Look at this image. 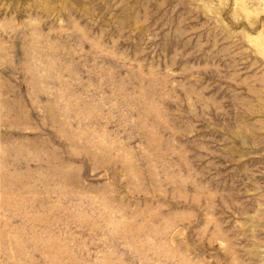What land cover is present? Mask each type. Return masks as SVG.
Segmentation results:
<instances>
[{"label":"rangeland","instance_id":"1","mask_svg":"<svg viewBox=\"0 0 264 264\" xmlns=\"http://www.w3.org/2000/svg\"><path fill=\"white\" fill-rule=\"evenodd\" d=\"M0 264H264V0H0Z\"/></svg>","mask_w":264,"mask_h":264}]
</instances>
